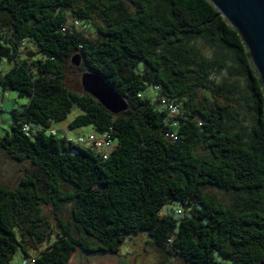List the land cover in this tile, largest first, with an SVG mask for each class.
<instances>
[{
    "label": "trees",
    "instance_id": "trees-1",
    "mask_svg": "<svg viewBox=\"0 0 264 264\" xmlns=\"http://www.w3.org/2000/svg\"><path fill=\"white\" fill-rule=\"evenodd\" d=\"M198 39L214 55H203ZM75 53L126 98L127 110L113 113L66 86ZM3 57L13 66L0 85L29 100L12 109L0 147L36 170L15 188L0 183V264L19 249L35 264H71L78 249L119 253L143 231L184 264H264V88L241 34L210 0H0ZM227 58L250 90L249 128L229 125L230 102L197 99L201 89L227 88L211 78ZM75 106L82 111L70 127L113 137L106 158L95 144L52 132ZM209 186L241 201L228 204ZM65 202L70 221L56 211ZM42 205L55 210L53 231L42 227Z\"/></svg>",
    "mask_w": 264,
    "mask_h": 264
},
{
    "label": "rangeland",
    "instance_id": "rangeland-1",
    "mask_svg": "<svg viewBox=\"0 0 264 264\" xmlns=\"http://www.w3.org/2000/svg\"><path fill=\"white\" fill-rule=\"evenodd\" d=\"M196 45L200 52L205 56L214 55L215 49L209 46L204 40H196ZM23 54L20 55V59ZM71 57V56H70ZM70 57L65 66V84L69 89L82 92L81 75L85 70L81 65L77 66L72 63ZM13 62H9L6 57L0 60V76H3L11 67ZM232 66V68L230 67ZM238 63L227 58L226 66L214 69L211 78L216 83H226L227 88L224 92L211 94L209 90H199L197 99L206 101V97L215 101L230 102L232 112L229 114V125L236 128H249L254 120V110L249 106L250 90L247 87L245 76L234 70ZM232 85H235L234 91H230ZM145 95L155 100L156 91L152 86H148L144 91ZM217 97V99H216ZM28 96L19 95L18 91L4 89L0 85V137L7 130H11L14 118L11 114L12 109L23 110L28 102ZM199 101V102H200ZM215 104V102H212ZM82 111L80 107L75 106L68 114L67 118L60 121H52L51 127L58 131L60 136L68 135L73 139H77L79 134L89 133L93 130L91 125H83L72 128L69 126L70 121ZM78 142V140H77ZM36 167L29 160L17 161L13 159L3 148L0 147V183L7 188H15L18 186L21 177L35 171ZM205 191L210 194L217 195L221 200L228 204H235L241 201L236 194L228 193L224 190L206 187ZM175 207L180 202L172 204ZM72 202H65L59 210L60 216L65 221L72 220ZM42 212L47 219L48 224L42 227L46 231L56 229L55 210L50 205H42ZM21 249L14 254V259L19 260ZM71 264H184L182 261L165 255L151 240L146 231L129 236L122 244L119 253L112 252H96L86 253L80 249L73 253Z\"/></svg>",
    "mask_w": 264,
    "mask_h": 264
},
{
    "label": "water",
    "instance_id": "water-1",
    "mask_svg": "<svg viewBox=\"0 0 264 264\" xmlns=\"http://www.w3.org/2000/svg\"><path fill=\"white\" fill-rule=\"evenodd\" d=\"M228 22L241 34L264 88V0H210ZM72 63L82 64L81 54L71 57ZM83 90L95 97L106 109L121 113L128 101L99 73L85 69L81 75Z\"/></svg>",
    "mask_w": 264,
    "mask_h": 264
},
{
    "label": "built area",
    "instance_id": "built-area-1",
    "mask_svg": "<svg viewBox=\"0 0 264 264\" xmlns=\"http://www.w3.org/2000/svg\"><path fill=\"white\" fill-rule=\"evenodd\" d=\"M163 103L167 106V108L170 110L172 114H175L178 112L177 104L173 102H168L165 99H163ZM55 131L56 129L52 128V132H55ZM169 136L174 137V134L169 133ZM68 137L69 139L73 140L76 143L95 144V146L99 149V151L101 152V155L104 158L108 156L109 152L112 150V148L115 145L113 137L108 132L98 134V133L91 131L87 134L86 133L79 134L77 139H73L70 136ZM35 263H36V258L34 256H20L19 260L13 259L9 264H35Z\"/></svg>",
    "mask_w": 264,
    "mask_h": 264
}]
</instances>
